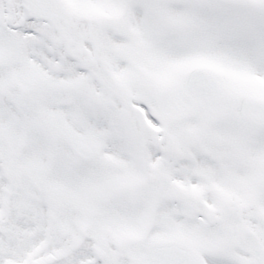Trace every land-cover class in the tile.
<instances>
[{
  "label": "snow or ice",
  "instance_id": "snow-or-ice-1",
  "mask_svg": "<svg viewBox=\"0 0 264 264\" xmlns=\"http://www.w3.org/2000/svg\"><path fill=\"white\" fill-rule=\"evenodd\" d=\"M0 264H264V0H0Z\"/></svg>",
  "mask_w": 264,
  "mask_h": 264
}]
</instances>
